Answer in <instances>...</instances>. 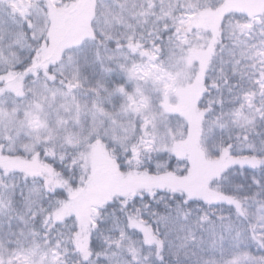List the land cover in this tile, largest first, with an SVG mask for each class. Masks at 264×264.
Wrapping results in <instances>:
<instances>
[{
  "label": "snow or ice",
  "instance_id": "1",
  "mask_svg": "<svg viewBox=\"0 0 264 264\" xmlns=\"http://www.w3.org/2000/svg\"><path fill=\"white\" fill-rule=\"evenodd\" d=\"M0 264H264V0H0Z\"/></svg>",
  "mask_w": 264,
  "mask_h": 264
}]
</instances>
